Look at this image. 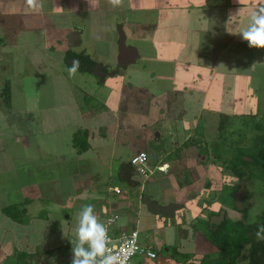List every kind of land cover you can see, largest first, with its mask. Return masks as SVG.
<instances>
[{
  "label": "rangeland",
  "instance_id": "374dc122",
  "mask_svg": "<svg viewBox=\"0 0 264 264\" xmlns=\"http://www.w3.org/2000/svg\"><path fill=\"white\" fill-rule=\"evenodd\" d=\"M42 1L47 3V0ZM57 1L61 7L59 6V9H53L54 11H66V9H69L70 5H73L77 7L76 12H67V10L63 12L64 14L62 15L53 14L52 12H48L47 14L41 7L36 9L37 12H22L25 10V8H22L25 7L24 0H0V90L7 81H9L11 89V107L8 108L1 104L3 96L0 98V255H3L5 258L13 253L15 249L20 250L24 248L29 252H35V264H66L65 259H62L61 263H59L54 258L55 256H57L56 258L61 257L59 252L55 251L54 254H50L45 253L43 250L62 244L65 246L78 242L76 236V229L78 227L77 214L82 206L92 204L94 206V214L96 216L98 215L97 219L100 223L109 217V213H111L112 216L115 210L123 212L121 207L117 209L118 207L114 206L108 208L107 204H104L105 206L99 205L103 204L102 201L105 199L103 200L100 194H98V186H91V188L90 186L85 187L84 184L79 186L78 183H82L81 181L83 178H74V175L77 173H86L89 172V170L95 173L98 170L99 176L102 179L101 181H104L103 183L106 189L108 184H110L109 186L111 187L114 184L120 186L122 193L115 195L113 190L118 193V191H120L118 188L109 191L110 195L109 197L107 196L109 200L117 199L121 203L131 199L134 202V199L137 200L139 195L138 191L130 189L128 187L129 185H126L124 181L111 175L107 176L105 174L107 169L103 165V162L96 161L93 157L91 160L83 161L82 155H71V149L68 150L69 154H63L62 147L49 144L45 137L54 124L51 116H57L58 121V114H66V110H69V105L64 106V104L61 103L66 94L64 91L62 92L60 88L61 85L68 86L71 95L70 99L73 98L78 100V111L82 116L87 108L93 106L95 111L97 109L99 110L100 107L104 105L103 102L107 96L106 94L113 82L112 78L109 77L110 79H107L105 83H100V76L96 79L93 73L91 76H86L84 80L81 75L88 73L77 74L74 72L77 75L71 77L73 73H70L69 70L73 67L69 64L70 57L67 58L66 61H61L60 55L62 56L63 51L61 52V50L63 49L57 42L52 41V37L56 32L54 23L58 24L59 21H69V17L74 18L73 20H77L78 22L84 18L89 21L85 25V32L80 35V42L83 47L78 49V47L73 48L67 46V51L73 54L72 57H77V54L81 52V50H84L83 56L89 55L90 57L94 55L98 58L109 55L110 57H114L113 50L115 49L112 47L113 44L111 45V41L108 42V40H110V34L111 37H116V31H118L116 20H119L122 15L132 18L129 15L132 14L131 16H133L135 12H115V7L111 6L108 0ZM128 2H135L133 3L134 6L136 4V1L122 0L120 7H122L123 4L125 7L128 6ZM142 2H147L150 7H154L155 10L153 12L156 18L153 26L160 27L161 25L159 22L165 20L163 16L169 14L166 12H171V7L168 5L167 0H143ZM256 2H262V0H256ZM44 3H42L43 7L45 6ZM99 7H109V11L104 13H94V11H92V8ZM253 9H256L255 5ZM22 13H29L31 16H22ZM106 19L109 20L108 26H112L113 30H115L114 33L112 31L111 33L104 31L102 25ZM133 21L134 18H132V22ZM125 26L129 27L131 25L126 24ZM135 26L137 27L131 29L135 31L141 29H139V25ZM191 27L193 28V26ZM141 33L144 32L141 31ZM151 34L152 31L149 33L146 32V34L141 35V37L145 36L148 38ZM207 36L208 35L201 37L200 39L202 42H199L197 46L200 50H203V53L204 49L207 50ZM176 37L179 36L176 35ZM189 37L194 38L196 36L189 34ZM147 38L145 39L148 40ZM145 39L142 38L141 43L137 41V43H139V50L142 53L141 55L145 59L155 61L156 50L149 42L142 44ZM128 41L132 42L130 38ZM188 47L187 44H183V51ZM248 48V45L244 47L243 53L239 50V52H241L240 54H243V59L246 57H244V55L247 54L246 49L248 50ZM187 54H189V52ZM251 54L252 56L249 57L250 59H248V62L251 64L249 69L253 72L243 75L241 73L233 74L228 72L226 80V87L228 90H222L221 93V95L225 96L227 99L225 102L228 103L224 106V103L215 102L214 99L207 103V109L209 108L211 111L206 115L205 119H203L195 131L197 134L203 133L205 137L203 140L199 139V137H195L197 141H199L198 144L201 146H190L188 151L190 159L195 157L199 160L198 162H191V160L188 161L187 158V161H179L180 163L178 164L180 167L179 165L174 167V169L179 167L178 171H171L173 168L169 170L170 173H173V179H177L180 182V186H178L179 188L165 187L162 190L165 197L175 196L177 199H183V194H180V192H183L182 190H186L188 187L185 181L193 180L197 187L200 185L199 189L202 191L201 193L203 196L207 193L208 196H210L211 193L214 192L212 191L214 186L218 189L221 188L224 177L230 182H236L233 176L225 174L222 168L218 167L219 163H210L211 158L214 159L215 157L212 152L213 146L211 143L218 139L219 130L217 126L221 117L220 114L225 113L233 116L231 120L227 122L230 124H227L224 130L225 132L231 133L233 130L237 129L239 135L235 134L231 137V141L233 142H240L241 133L247 134V137L250 132L257 134L258 131L253 124L255 122L264 123V51H261V48L254 47L253 53L251 52ZM182 55L184 56L183 53ZM187 57L189 56H184L185 59H187ZM111 60L114 61L115 58ZM110 66L114 67L115 64ZM228 68L231 70L229 66ZM106 69L109 68H105L103 73H105ZM113 70L115 71V68ZM107 71L110 72V70ZM34 72L38 74H33ZM146 73H148V71H146ZM151 76L152 73H149V78L145 79L148 81L143 80L146 85L150 86L151 81L154 82ZM41 81L44 82L43 86L40 85L42 84ZM63 81L68 84H64ZM198 83L197 81L196 84L198 85ZM213 83L216 82L213 81ZM58 88L59 91H56ZM212 93L214 95L215 91ZM56 94L57 97H59L57 110H53L55 107H48V109H44L46 111L37 109L38 100H41L42 103H46L54 99ZM66 102L64 103L66 104ZM179 106L180 103L177 101L171 108L167 107L165 110L170 115H178V113L181 112V106ZM121 110L126 111L124 106H121ZM250 114L256 115L255 120L250 119ZM245 118L248 119L247 122ZM124 119L121 113L119 115V121H123ZM135 119L139 120L138 118ZM127 121L137 122L133 119H128ZM177 123L179 127L180 122ZM17 126L21 127V129H13ZM16 131H18V135L13 137L12 132ZM19 133L22 134L19 135ZM225 139L226 137H223L224 141H226ZM245 141L246 140L242 141L243 144L248 143V141ZM205 145H207L206 147L208 148V152L205 156L207 157L208 155L209 159L206 158L203 160V150H201L200 147L203 148ZM148 150L151 151L152 148H148ZM194 154L195 156H193ZM85 156L87 157V155ZM186 156L187 155H185V157ZM229 156H231V153ZM86 157H84V159ZM245 157L248 156H243L242 158L245 159ZM245 160H251V158L248 157V159ZM155 162L156 160L153 161L152 165L148 168L152 169ZM133 167L134 169L138 168L137 165H133ZM159 176V172L156 171L154 174L150 173L148 176L149 178H145L144 175L141 176L139 174L135 177L139 182H144L149 186L151 183L146 181H152ZM210 177L213 178L214 182L212 188L207 182ZM218 184L219 186H216ZM208 186L210 188H208ZM76 188H78V190L80 189V195H78L77 190L73 191ZM208 189L211 192L208 191ZM83 192L84 194L81 195ZM214 193L217 195L221 192L216 190ZM26 199L30 201L25 205L26 214L28 216L27 223L17 224L12 222L7 218L5 213L1 211V208L6 205L19 203ZM137 202L138 201H136V203ZM196 206L200 207L201 204L196 203L195 205L194 203V208ZM243 206L248 210L245 221L255 220L256 215L264 207V183L262 179H255L252 186L245 185ZM226 209L230 218L239 219L243 217V212L241 210L227 206ZM128 210L131 209L128 208ZM134 210L130 211L131 221L129 222L128 220L126 226H128V229L132 227L138 229L141 243L157 245L156 249L158 250V255L153 261L155 264H197L199 261H202V259L216 258V255L212 254L214 252L213 246L205 237L200 235L199 232L193 230L195 227L192 225L189 218H186L185 222L182 221V225L172 223V220H174L173 218H167V220H164L165 222L159 224L152 215L148 213L142 214L141 211L138 214V212ZM40 212L42 216L46 215V217L42 218L37 216ZM125 214V211L123 214L120 213V220L119 217H117L111 224L113 226H116V224L121 226L120 223H122ZM143 215H146L147 218ZM190 215H193V213ZM138 216L139 221L137 218ZM194 223L197 227L201 225L198 221H194ZM155 225L158 226L157 234H155L156 232L154 233L155 229H153ZM180 226L182 230H180ZM163 230L167 235H165ZM172 232L174 235L171 239L170 236ZM262 237H264V234ZM84 247L86 248V244ZM68 250L69 253L66 255V258L72 260V249L70 248ZM210 253L211 255H209ZM143 260L145 264H147V260ZM247 260L248 251L243 250L237 264H247Z\"/></svg>",
  "mask_w": 264,
  "mask_h": 264
},
{
  "label": "crops",
  "instance_id": "0c3cea01",
  "mask_svg": "<svg viewBox=\"0 0 264 264\" xmlns=\"http://www.w3.org/2000/svg\"><path fill=\"white\" fill-rule=\"evenodd\" d=\"M132 1H136L135 6L133 4L135 2H128V6L126 7L123 4L122 7L118 6L114 8L115 12H135L133 16H131L132 14L129 15L134 18V23L132 22V18L123 15L119 20H116V25L118 26L116 37H111L110 34V40H108V42L111 41V45L113 44L112 47L115 49L113 50L114 57H110L109 55L98 58L94 55L90 56L95 63H101L105 68H109L106 69L103 74V80H101L100 83H105L107 79H110L109 77H111L113 81L112 86L109 87L106 94L107 96L103 102L104 105H102L99 110L97 109L95 111L93 106L87 108L81 116L78 111V100L73 98L70 99L71 95L68 86L61 85L60 88L62 92L64 91L66 93L61 103L64 104V106L69 105V110H66V114L59 113L58 121L57 116H51L54 124L49 129V133L45 136L49 144L62 147L63 154H69L68 150L71 149V155H82L83 161L91 160L93 157L96 161L103 162V165L107 169V171H105L107 176L111 175L120 179V170H128L133 184L129 185L126 181L120 180L124 181L126 185H129L128 187L130 189L138 191V198L137 200L134 199V202L131 199L121 203L117 199H110V201L108 198L110 195L109 191L118 188L120 190L118 193L113 190L115 195H118L122 193V190L120 186L116 184L112 185V187L108 184L106 189L103 183L104 181H101L102 179L99 176L98 170L95 172L97 174L89 170V172H79L74 175V178H83L81 181L82 183H78L79 186H82L81 184H84L85 187L90 186V188L91 186H98V188L95 187L99 192L98 194H100L103 200L105 199L102 201L103 204L99 205L105 206L104 204H107L108 208L114 206L118 207L117 209L121 207L123 212L125 211L126 214L120 224L121 228L126 227V229H128L126 222H128V220L129 222L131 221L130 211L134 209L138 214L141 211L142 214L148 213L152 215L159 224L165 222L164 220H167V218H173L174 220H172V223H181L186 218L191 220L197 214H201V216L205 217V215L213 209L212 206H207L206 203H204L205 199L209 197L208 193L203 196L201 193L202 191L199 189L200 185L197 187L193 180L187 181V189L180 192V194H183V199H177L175 196L165 197L162 190L165 187L179 188V181L173 179V173L169 172L172 168L171 171H178L180 167L178 164L180 163L179 161H187L188 158V161L198 162V158L193 157L190 159L188 151L190 146H197L199 143L196 141L197 138L195 137H199L201 140L205 137L203 133L197 134L195 131L203 119H205L206 115L211 111L209 108L207 109V103L213 99L215 102L224 103V106L228 103L225 102L227 101L226 97L221 95L222 90H228L226 87L228 72L233 74L241 73L242 75L253 72L249 69L251 64H249L248 59L252 56L251 52L253 53L254 47H249L248 50L246 49L247 54L244 55V57H246L243 59V54L240 53H243L244 47H247L248 42L244 41L239 33L248 26L251 12L255 11L261 4V2H256V0H249V2L248 0H167L168 5L171 7V12H166L169 14L163 16L165 20L159 22L161 26L158 27L153 26L156 18L153 12L155 10L154 7H150L147 2L143 3V0ZM42 3L44 2L42 1ZM44 5L45 6H42L41 9H43V11L45 10L47 14L48 12H52L53 14L62 15L64 14L63 12L67 10V12L75 13L77 9V7L69 4V9H66V11H54L53 9H59V6L61 7L57 0H47V3H44ZM254 5L256 9H253ZM22 8H25L22 12H37L36 9L33 10L26 5ZM78 11L81 12L80 10ZM92 11H94V13H104L109 11V7L92 8ZM24 15L27 17L31 16L29 13H22V16ZM73 19L74 18L69 17V21H59L58 24L54 23L55 21L53 22L56 26L54 28L56 32L55 35L51 37L52 41L57 42L63 49L61 50V52L63 51L62 56L60 55L61 59L59 57L61 61L67 60L64 59V56L67 54V46L73 48L78 47V49L83 47L80 42V35L85 32V25L89 21L85 18L79 22ZM126 24L131 26L127 27L125 26ZM134 24L139 25L138 27L141 29L139 31L131 29L137 27ZM108 25L109 20L106 19L102 25L104 31L108 33L112 31L114 33L115 30H113L112 26L109 27ZM191 26H193V28ZM120 30H122L125 35L126 44L136 47L139 52V57L125 68L120 67L117 63V41ZM72 31L78 34V42L74 45L69 44L67 39L68 34ZM141 31L144 33H141ZM151 31L152 34L148 36V38L145 36L141 37V35ZM178 31L186 35H182ZM175 34L179 37H176ZM189 34H193L196 37L190 38ZM205 35H208L206 41L208 45L207 50L204 49L203 53V50H200L197 46L199 42H202L200 38ZM129 38L132 42L128 41ZM142 38L148 39H145L142 44L149 42L155 48V61L145 59L141 55L142 53L139 50V43H137V41L141 43ZM183 44L189 46L185 51H183ZM239 50L241 52H239ZM262 50L264 51V48H261V51ZM187 51L189 54H187ZM182 53L184 56L189 57L185 59ZM78 57L77 55L76 58ZM112 58H115V60H111ZM79 60L81 61L80 58ZM112 64H115V66H110ZM228 66L231 70H229ZM114 68L115 71L113 70ZM107 70H110V72ZM146 71H148V73H146ZM75 73L78 74L79 72L75 71ZM75 73L71 74V77L77 75ZM149 73H152L151 77L154 79V82L151 81L150 86L146 85L143 81L149 78ZM33 74L38 73L34 72ZM89 75L91 76L92 73ZM89 75L82 74L81 77L84 80L86 76ZM93 76L96 77V79L99 77L98 75ZM197 81L199 82L198 85L196 84ZM213 81L216 83H213ZM41 82L42 84L40 85L43 86L44 82ZM66 83L64 82V84ZM56 91H59V88ZM213 91H215L214 95L212 93ZM177 101L180 103L181 112H179L178 115H170L165 109H167V107L171 108ZM64 102H66V104ZM58 104L59 97H57L56 94L54 99L46 103H42L41 100H38L37 109L46 111L44 109H48V107H55V109H53L55 111L58 109ZM121 106H124L126 111H122ZM121 113L123 114V118H125L123 121H119V115ZM128 119H133L137 122H128ZM177 122H180L179 127ZM13 129L19 130L21 127L17 126ZM78 129L88 130V147L82 151L72 144L73 133ZM12 134L13 137L17 136L18 131L12 132ZM21 134L22 133H19V135ZM148 148H152V150L149 151ZM140 151H145L148 155L156 154V162L152 166V169L148 168L152 163L150 164L149 161H147V172L146 175H144L145 178H147L150 173L154 174L156 171L159 172L160 176L157 179L146 181L150 182L151 186L146 185L144 182H139L138 179H136L135 176L137 174L141 175L138 169H134V167H124V164L129 163L131 157ZM202 154L204 155L202 159L205 160L207 158L205 156L206 153ZM85 155H87L88 158ZM185 155L187 156L185 157ZM193 156H195V154ZM84 157L86 158L84 159ZM176 165H179V167L174 169ZM136 182L138 185L134 186ZM207 182L212 188L213 178L210 177ZM209 186L208 188H210ZM76 190L78 191V195H80V189L78 190V188H76L73 191ZM208 191L210 190L208 189ZM83 194L84 192L81 195ZM143 197L154 200L161 205L176 202L179 203L180 208L176 210L175 216L173 217L152 214L147 211L146 205L142 203ZM136 201L138 202L136 203ZM193 202L199 203L201 206H196L194 208ZM189 205L191 211L186 209ZM128 208L131 210H128ZM123 212L115 210L112 216L111 213L108 214V218L116 216L115 218L119 217L120 220V213L123 214ZM191 213H193V215H190ZM143 216L147 218L146 215ZM137 218L139 221V216ZM107 219L101 223L103 224ZM118 225L119 224H116V226ZM157 228L158 226L156 225L153 228L155 229V234L158 233ZM164 233L167 235L166 232ZM173 235L172 232L170 236L171 239ZM3 259V255H0V264L3 263ZM146 260L147 264H155V262H153L155 259L151 260L146 258Z\"/></svg>",
  "mask_w": 264,
  "mask_h": 264
},
{
  "label": "trees",
  "instance_id": "16d2710c",
  "mask_svg": "<svg viewBox=\"0 0 264 264\" xmlns=\"http://www.w3.org/2000/svg\"><path fill=\"white\" fill-rule=\"evenodd\" d=\"M83 54V51L77 54L80 57L81 61L76 67V71H79V73H88L89 75L92 73L91 65L94 64L95 61L87 55L83 56ZM72 55L73 54L68 52V54L64 56V59H67ZM1 97L3 98V100L1 99V104H3L5 107H11V89L9 81L3 84L0 90V98ZM232 117V115H228L225 113L221 114L217 126L219 130L218 139L211 143V145L213 146L212 152L214 153L215 157L214 159L211 158L210 163H219L218 167L222 168V171H224L225 174L233 176L236 179V182H230L224 177L222 187L218 189L214 186L212 190L214 192L217 190L221 193L216 195L213 192L207 199H205L204 203H206L207 206H212L213 209H211L208 214L205 215V217L201 216V214H197L198 216L196 215L190 220L192 222V225L195 227L193 230L199 232L200 235L208 240V242L214 248V252L212 254L216 255V258L214 259L213 257L211 259H202V261H199L197 264H237V261L241 256L243 250L248 251L247 264H264V237H262L264 232H261V235L259 237L257 236V232L260 231L262 227H264V207L256 215L255 220L247 222L245 221V219L247 217L248 210L245 206L241 210L243 212V217L239 219L230 218L226 209V206L237 209L234 204L233 193L238 189L239 182L241 180L244 181V184L246 186H252L255 182V179L257 178L262 179L264 183V123L255 122L253 126H255L258 133L253 134L250 132L251 134L248 133V137L246 136L247 134L241 133V140L238 143L231 141V137L233 135H239L237 129L233 130L231 133L224 131L226 125L230 124L227 122H229ZM255 117V114H250V119L255 120ZM247 120L248 119L245 118L246 122ZM87 133V129L76 130L73 133L72 138L73 146L77 147L81 151L85 150L88 147ZM223 137H226V141L223 140ZM244 140L248 141V143L243 144L242 141ZM197 146L201 145L197 144ZM206 146L207 145H205L203 148L200 147V149L203 150V153L207 154L208 148ZM230 153L231 156H229ZM243 156H248L251 158V160H245L242 158ZM208 157L209 156L207 155V158ZM185 183L187 184V181H185ZM216 186H219V184ZM29 202L30 201L26 199L19 203L6 205L1 208V211L5 213L7 218L12 222H15L17 224H24L28 222L25 205ZM192 204H194V202ZM186 209L191 211L190 205L186 207ZM223 209L225 210L224 219L218 225L211 224L209 221L210 217L212 215H218ZM37 216H40L42 218L46 217V215L42 216L41 212ZM194 221L200 222L201 225L198 227L195 226ZM105 223L106 222L103 223V226ZM177 224L182 225V222ZM119 229H122L121 226H113V231ZM130 229L136 228L132 227ZM180 230H182L181 226ZM74 244L72 243L65 246L62 244L53 248H45L43 251L50 254H54L55 251H57L60 253L61 257L56 258L57 256H55L54 258L56 259V261L61 263L62 259H65L66 264H71V259H67L66 255L69 253L68 249H72ZM151 245L153 251L155 252V257L148 259L153 260L156 259L158 250L156 249L157 245ZM34 255L35 252H29L24 248L20 250L15 249L13 253L3 259V263L35 264L36 260L34 259ZM209 255H211V253ZM143 259L146 258L140 257V260L138 261L140 262L139 264H145Z\"/></svg>",
  "mask_w": 264,
  "mask_h": 264
},
{
  "label": "clouds",
  "instance_id": "9594fccd",
  "mask_svg": "<svg viewBox=\"0 0 264 264\" xmlns=\"http://www.w3.org/2000/svg\"><path fill=\"white\" fill-rule=\"evenodd\" d=\"M27 7L35 10L42 7V0H24ZM113 7L122 4V0H108ZM241 38L248 42L249 47L264 48V0L251 13L248 26L240 33ZM75 63L70 73L75 72ZM78 227L76 236L78 242L72 248L71 264H127L128 259L135 253V244L129 242L123 251H112L108 248L109 236L107 230L94 214V206L86 204L77 214ZM264 232V227L257 236ZM87 244V248L84 245ZM99 258V259H98Z\"/></svg>",
  "mask_w": 264,
  "mask_h": 264
},
{
  "label": "water",
  "instance_id": "95a60500",
  "mask_svg": "<svg viewBox=\"0 0 264 264\" xmlns=\"http://www.w3.org/2000/svg\"><path fill=\"white\" fill-rule=\"evenodd\" d=\"M77 37L78 34L74 31L70 32L67 36L68 43L71 45L77 44ZM118 45V56H117V63L120 67L125 68L126 66L132 64L136 58L139 57V52L134 46L127 45L125 42V35L122 30L119 31V37L117 41ZM79 58L71 57L69 60V64L73 67L75 63V68L79 65ZM105 66L101 63H95L91 66L92 73L94 75L100 76V80H103V69ZM156 158V154H150L148 156V161L151 164ZM245 159H248V157H245ZM125 168H131L133 167V164L131 162L124 164ZM120 170V169H119ZM118 171V169H117ZM119 178L126 181L127 184L131 185L133 184L131 182L130 176L128 174V170L124 169L123 171L120 170L119 172ZM138 183L136 182L134 186H137ZM245 193V185L244 181L241 180L239 182L238 189L233 193L234 195V204L238 210H242L244 208L243 206V196ZM142 203L146 205L147 211L152 214H158L162 216L167 217H173L175 216V212L178 208H180L179 203L171 202L166 205H161L158 202L151 200L149 198H142ZM225 210H221L218 215H212L210 219L211 224L218 225L223 219H224Z\"/></svg>",
  "mask_w": 264,
  "mask_h": 264
},
{
  "label": "built area",
  "instance_id": "2783aa9c",
  "mask_svg": "<svg viewBox=\"0 0 264 264\" xmlns=\"http://www.w3.org/2000/svg\"><path fill=\"white\" fill-rule=\"evenodd\" d=\"M148 154L145 151H140L131 157V163L133 165L138 166V171L141 175H146L147 172V161H148ZM116 217V216H115ZM113 218H108L106 223L104 224L105 229L107 230L109 241H108V248L112 251H123L129 242L135 244L136 251L135 253L128 259L127 264H139L140 257L144 258H154L155 252L152 249L151 244H143L139 240V231L137 229H126L122 228L119 230L113 231V225L111 224L114 222ZM86 244V248H87ZM99 259V258H98Z\"/></svg>",
  "mask_w": 264,
  "mask_h": 264
}]
</instances>
